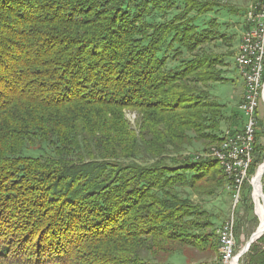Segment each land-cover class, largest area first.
Wrapping results in <instances>:
<instances>
[{
  "label": "trees",
  "instance_id": "obj_1",
  "mask_svg": "<svg viewBox=\"0 0 264 264\" xmlns=\"http://www.w3.org/2000/svg\"><path fill=\"white\" fill-rule=\"evenodd\" d=\"M218 6L0 0V264H168L217 251L191 195L228 182L188 149L221 142L226 110L210 90L228 80L204 49L211 30L196 26ZM257 130L250 176L264 156ZM255 243L243 264H264Z\"/></svg>",
  "mask_w": 264,
  "mask_h": 264
},
{
  "label": "rangeland",
  "instance_id": "obj_2",
  "mask_svg": "<svg viewBox=\"0 0 264 264\" xmlns=\"http://www.w3.org/2000/svg\"><path fill=\"white\" fill-rule=\"evenodd\" d=\"M219 4V8H216L214 14L204 15L197 22L196 26L199 31L207 30L210 34L214 36L215 39L209 44L205 45L204 49L209 50L214 55L220 57L224 64L222 69H225V77L229 79L227 83H218L212 87L210 90V95L218 103L225 107V120L221 124V131L223 130H235L242 127V117L238 112V105L240 103V91L239 83L240 77L234 66V56L237 47L240 43L242 34L249 26L246 20V14L250 8L254 7L258 0H216ZM178 10L182 9V5L177 4ZM176 9H174V13ZM172 14V15H173ZM172 15L167 16L170 19ZM159 16V17H158ZM160 15H157L154 20L160 21ZM222 36V37H221ZM229 38H232L231 40ZM229 39V40H227ZM244 92V89H243ZM240 100V101H239ZM126 118L133 124L134 116L132 114L126 113ZM257 121L263 123V125L257 128V144L263 146L264 144V106L259 102V106L256 112ZM234 128V129H232ZM215 145H211L213 147ZM203 147L200 143H194L190 149H188V154L192 159L196 156L202 155ZM207 148V149H208ZM264 153V152H263ZM26 156L30 157H46L50 153H42L39 151H26ZM264 155V154H263ZM257 157V153H253V162ZM201 159V158H199ZM205 159V158H204ZM197 160V159H196ZM264 156L261 164L254 168V173H251L250 181L247 183V189L243 190L240 194L238 203L234 205L232 193L228 187L221 190H217L216 194L212 197H202L198 199L197 197L191 195V200L197 205H200L205 209L210 215V222L212 228L208 229L215 236V242L217 244V251L212 250L198 252L195 250H183L180 254H175L172 258L168 259L166 263L168 264H216L219 256L217 231L220 226L228 219L233 216L234 219V230H235V241H234V258L237 260V264H243L242 251L244 250L246 244L251 240L253 235L256 233L259 227V220L255 215V205L252 199L253 182L256 177L258 168L263 164ZM250 166V168H251ZM249 168V170H250ZM228 182V186L230 182ZM261 195L262 199L260 202L264 208V172L260 179ZM249 192V193H248ZM262 235H264V226L261 229ZM261 235V236H262ZM255 243V242H254ZM256 250L264 251V242L255 243Z\"/></svg>",
  "mask_w": 264,
  "mask_h": 264
},
{
  "label": "built area",
  "instance_id": "obj_3",
  "mask_svg": "<svg viewBox=\"0 0 264 264\" xmlns=\"http://www.w3.org/2000/svg\"><path fill=\"white\" fill-rule=\"evenodd\" d=\"M249 24L242 34L235 52L236 69L246 78L245 93L238 105L242 127L224 130L226 144H220L214 152L198 155L195 159L219 157L226 165L227 186L234 205L238 203L243 186L250 181L249 168L256 142V112L261 102L264 106V0L257 1L246 14ZM234 219L230 216L218 229L220 232V257L217 264H237L234 258Z\"/></svg>",
  "mask_w": 264,
  "mask_h": 264
},
{
  "label": "bare ground",
  "instance_id": "obj_4",
  "mask_svg": "<svg viewBox=\"0 0 264 264\" xmlns=\"http://www.w3.org/2000/svg\"><path fill=\"white\" fill-rule=\"evenodd\" d=\"M260 1V0H258ZM234 66L236 69V57L234 56ZM238 75H239V69H236ZM240 79L243 82L244 85V92L245 93V87H246V78H244L242 75H239ZM263 98H264V92H263ZM220 144H226V136L224 134H221V142L218 145H215L213 147H210L204 154L209 153V152H214L215 149L220 146ZM209 160L215 161L223 170V173L226 175V165L224 159H220L219 157H211ZM264 172V164H262L256 173V177L253 182V190H252V199L254 201L255 205V215L259 220V227L254 235V237H257L259 235H262L261 229L264 226V208L260 202V199H262L261 195V186H260V179L262 177V174ZM217 240H218V249H219V256L220 257V246H219V240H220V232L217 231ZM217 264V263H216Z\"/></svg>",
  "mask_w": 264,
  "mask_h": 264
},
{
  "label": "water",
  "instance_id": "obj_5",
  "mask_svg": "<svg viewBox=\"0 0 264 264\" xmlns=\"http://www.w3.org/2000/svg\"><path fill=\"white\" fill-rule=\"evenodd\" d=\"M263 164H264V161H263ZM254 235H255V234H254ZM254 235H253V237L251 238V240L246 244L244 250H243L242 253H241V256L247 251V249L250 247L251 244H253L256 240H258V239L261 237V235H259V236H257V237H254Z\"/></svg>",
  "mask_w": 264,
  "mask_h": 264
},
{
  "label": "crops",
  "instance_id": "obj_6",
  "mask_svg": "<svg viewBox=\"0 0 264 264\" xmlns=\"http://www.w3.org/2000/svg\"><path fill=\"white\" fill-rule=\"evenodd\" d=\"M224 77H225V75H224ZM226 78V77H225ZM228 81H229V79L228 78H226ZM240 79V78H239ZM243 89H244V85H243V82H242V80L240 79V83H239V91H240V96H241V98H240V100L242 99V96H243ZM239 100V101H240ZM239 112V111H238ZM240 114V113H239ZM232 129H234V128H232ZM240 129V128H239ZM224 131L222 130V133H223Z\"/></svg>",
  "mask_w": 264,
  "mask_h": 264
}]
</instances>
